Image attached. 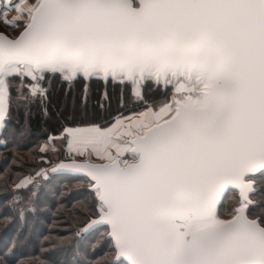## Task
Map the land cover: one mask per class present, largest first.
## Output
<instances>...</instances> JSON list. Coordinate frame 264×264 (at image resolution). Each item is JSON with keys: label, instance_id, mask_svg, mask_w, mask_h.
<instances>
[{"label": "snow or ice", "instance_id": "6c2138e0", "mask_svg": "<svg viewBox=\"0 0 264 264\" xmlns=\"http://www.w3.org/2000/svg\"><path fill=\"white\" fill-rule=\"evenodd\" d=\"M0 5L21 29L0 34V128L11 108L46 112L52 78L131 85L144 106L63 130L71 159L52 171L82 174L94 196L74 233L82 255L106 231L114 264H264V204L251 197L264 199V0Z\"/></svg>", "mask_w": 264, "mask_h": 264}, {"label": "trees", "instance_id": "16d2710c", "mask_svg": "<svg viewBox=\"0 0 264 264\" xmlns=\"http://www.w3.org/2000/svg\"><path fill=\"white\" fill-rule=\"evenodd\" d=\"M0 26L4 29L0 32L10 36L21 31L3 22ZM44 84L48 90L46 112L40 105H33L27 115L22 107L11 108L7 127L0 128V264H77L81 259L87 264H114L106 231L87 243L86 257L81 237L74 234L81 226L79 217L92 215L94 196L88 179L59 170L47 172L44 178L37 172L67 156L64 128L87 123L110 126L114 118L130 116L144 106L133 95L131 85L119 82L52 78ZM153 98H160V93L147 92L146 99L151 102ZM48 140L55 143V151L42 150ZM26 177H32L33 183L17 188ZM80 182L85 186L71 187ZM251 197L253 205L264 204L257 193ZM256 211L259 214L258 208Z\"/></svg>", "mask_w": 264, "mask_h": 264}, {"label": "rangeland", "instance_id": "374dc122", "mask_svg": "<svg viewBox=\"0 0 264 264\" xmlns=\"http://www.w3.org/2000/svg\"><path fill=\"white\" fill-rule=\"evenodd\" d=\"M0 6H2V5H0ZM13 15H14V13H13L11 10H9V12H8V19H12ZM16 29H18V28H16ZM0 30H4L2 26H0ZM8 31L10 32V30H8ZM17 33H18V31L15 30V31H14V35H16ZM43 87L46 88L45 84L43 85ZM56 139H57V138H56ZM45 145H47V148H46V149H48V150H53V148L56 147L55 143H53V140H48V141H46V142L44 143V146H45ZM70 159H71V157H69V156H65L64 161H67V160H70ZM78 159H79V158H78ZM80 159H84V158H80ZM56 164H57V163H54V164H48V165L44 168V170H46V171L49 172V173H52V172H53V171H52V168H53ZM83 186H85V184H84L83 182L75 183V184L73 183V184L71 185V187L74 188V189L82 188ZM225 197H226V201H222V202L225 204V207H226V208H230L233 204L236 203V201H237V199H238V197H239V193H238V192L235 193L234 191H231V192L228 193Z\"/></svg>", "mask_w": 264, "mask_h": 264}, {"label": "water", "instance_id": "95a60500", "mask_svg": "<svg viewBox=\"0 0 264 264\" xmlns=\"http://www.w3.org/2000/svg\"><path fill=\"white\" fill-rule=\"evenodd\" d=\"M0 34H6V33H2V32H0ZM61 173H65V172H62L61 170H59ZM65 174H69V173H65ZM69 175H75V176H81V177H84L82 174H69ZM236 192H238V191H236ZM228 192H226V194H227ZM225 194V195H226Z\"/></svg>", "mask_w": 264, "mask_h": 264}, {"label": "crops", "instance_id": "0c3cea01", "mask_svg": "<svg viewBox=\"0 0 264 264\" xmlns=\"http://www.w3.org/2000/svg\"><path fill=\"white\" fill-rule=\"evenodd\" d=\"M13 2H15V0H13ZM34 2V0H27V3L28 4H31V3H33Z\"/></svg>", "mask_w": 264, "mask_h": 264}]
</instances>
